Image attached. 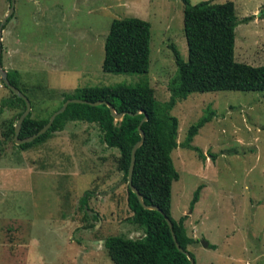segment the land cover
<instances>
[{"label": "rangeland", "instance_id": "374dc122", "mask_svg": "<svg viewBox=\"0 0 264 264\" xmlns=\"http://www.w3.org/2000/svg\"><path fill=\"white\" fill-rule=\"evenodd\" d=\"M232 1L240 20L254 16L236 28L235 58L264 65V0ZM10 6L11 0H0V24ZM184 9V0H16L2 33L3 66L20 73L31 117L48 118L66 93L144 78L102 66L112 21L139 17L152 25L151 86L158 100L168 101L180 86L171 45L189 58ZM12 95L0 84V103ZM209 106L216 115L194 138L199 150L179 145L172 152L180 174L172 186V216H188L197 264H264V92H194L178 101L172 114L179 119V143ZM24 109L0 114V264H115L104 240L144 235L127 221L133 212L119 150L103 142L97 124L82 121L22 149L11 126Z\"/></svg>", "mask_w": 264, "mask_h": 264}, {"label": "trees", "instance_id": "16d2710c", "mask_svg": "<svg viewBox=\"0 0 264 264\" xmlns=\"http://www.w3.org/2000/svg\"><path fill=\"white\" fill-rule=\"evenodd\" d=\"M184 2L189 58L184 59L177 46L171 45L179 66L180 86L172 89L168 101L156 98L148 77L151 65V23L139 17L115 18L106 38L103 69L114 74H142L144 78L135 85L118 83L78 88L74 93H66L63 103L69 98L105 100L114 105L117 113L126 112L123 118L116 119L105 103L91 105L73 102L56 117L45 134L19 145L22 149H29L43 143L55 132L63 131L70 121L94 123L101 129L103 142L109 148L119 150V169L128 181L133 148L142 138L140 129L145 132V141L137 150L133 183L143 195L144 202L158 206L160 210L145 207L138 195L128 187V205L133 214L127 221L142 227L144 235L139 238L122 235L106 238L104 245L115 264H190L191 258L195 260L189 250L195 238L188 234L185 226L188 216L184 215L179 220L172 216V186L180 178L172 152L179 145L199 150L193 145L194 138L214 118L216 111L209 106L206 114L191 126L186 140L179 143V119L172 114L178 101L187 99L194 92H264V65L254 66L235 58L236 28L241 22L251 21L254 16L240 20L232 0L222 3L211 0L196 4L191 0ZM1 62L3 64V54ZM8 77L12 84L20 88L18 70H8ZM22 108L26 109V101L13 93L1 100L0 114L6 109ZM24 110L18 114L17 120ZM31 115L23 122L20 133L23 138L37 133L51 117L35 119ZM15 123L11 126L13 133ZM202 188L203 185H200L196 190L192 207L199 201ZM91 194L92 191L87 190L81 198L86 207ZM167 216L173 221L184 251L178 248L174 240Z\"/></svg>", "mask_w": 264, "mask_h": 264}, {"label": "water", "instance_id": "95a60500", "mask_svg": "<svg viewBox=\"0 0 264 264\" xmlns=\"http://www.w3.org/2000/svg\"><path fill=\"white\" fill-rule=\"evenodd\" d=\"M15 5H16V0H11V6H10V9L7 13V15L3 18L1 24H0V84H4L6 85L8 88H10L12 90V92L22 98H24V100L26 101V109L24 110V112L21 114V116L19 117L18 119V122L15 126V135H14V139H15V142L18 144V145H21V144H24V143H28V142H32L34 141L36 138H38L39 136L45 134L52 126V124L54 123L56 117L63 113L68 105L70 103H73V102H79V103H88V104H91V105H100V104H107L113 115L115 116L116 119L120 120L123 118V116L126 114V112H122V113H117L116 110H115V107L113 104L105 101V100H97V101H90V100H86V99H80V98H69L67 99L63 105L58 108L57 110H55L53 112V114L51 115L50 117V120L47 122V124L41 128L37 133L29 136V137H26V138H23L20 136V133H21V128H22V125H23V122L25 121V119L29 116V114L31 113L32 111V102L29 100V98L26 96V94L17 86H15L14 84L11 83V81L9 80V77H8V70H6L1 62V56L3 54V30H4V26L6 24V22L8 21V19L14 14L15 12ZM262 12L259 14L261 15ZM147 119L144 118L143 121H145ZM141 130V134H142V138L140 141H138L136 143V145L134 146L133 148V151H132V161H131V166H130V170H129V174H128V182H129V186L131 187L132 191L135 192L140 201L142 202V204L147 207V208H152V209H157V210H160V208L158 206H155V205H147L145 202H144V199H143V195L140 193V191L138 190V188L134 185L133 183V174H134V169H135V164H136V156H137V150L139 149V147L144 143L145 141V132ZM170 227H171V230H172V233H173V237H174V240L178 246V248L182 251H184V248L181 246V244L179 243L178 241V238H177V235L175 233V230H174V224H173V221L171 220L170 217H166ZM205 246H209V243L208 242H204ZM196 261L194 259L191 258V263L190 264H195Z\"/></svg>", "mask_w": 264, "mask_h": 264}]
</instances>
